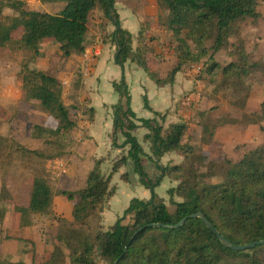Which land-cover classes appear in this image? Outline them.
<instances>
[{
  "label": "trees",
  "instance_id": "16d2710c",
  "mask_svg": "<svg viewBox=\"0 0 264 264\" xmlns=\"http://www.w3.org/2000/svg\"><path fill=\"white\" fill-rule=\"evenodd\" d=\"M116 1L39 0L42 4H63L59 12L49 14L25 10L20 1L0 0V49L28 50L40 57L41 43L49 40L59 45L63 58L80 56L88 39L90 15L99 11L102 24L114 26L111 36L116 46V64L123 68L128 61L135 63L156 82L169 84L182 69L183 61H199L207 57L205 42L210 39L213 41L211 60L213 54L226 43L235 23L258 18L256 8L264 0H156L158 10L162 7L167 12L165 24H162L169 32L171 44L176 39L182 47L176 49L174 46L175 55L180 49L181 56L164 80H159L148 70V51L144 45L148 22L141 24L138 46L133 49L130 33L120 28L114 9ZM5 9L11 10L13 16L3 17ZM117 26L119 28L116 29ZM18 29L22 30V35L19 40H14L12 35ZM187 39L195 46V53L188 47ZM214 66L211 65L207 72ZM233 67L234 64H231L222 71L225 74L237 69V66L236 69ZM242 73L247 74V71ZM19 74L24 101L37 106L43 114L58 122L56 128L34 125L32 137L50 136L56 140L54 144L61 141L70 145L67 137L70 138L76 127L71 120V111L75 108L63 102L60 80L47 72L28 67H24ZM113 88L120 100L114 106L112 143L117 147L115 139L120 136L123 139L120 147H127L128 151L113 165L112 173L129 160L140 185L150 191V198L132 199L122 216L109 228L99 225L100 228L91 235L83 227L106 197L114 192L109 186L110 176L105 178L100 172V162H95L81 189L58 193L73 203L72 221H62L51 249L44 253L43 264H264V243L248 250H231L223 246L200 219L190 218L198 212L202 213L233 245L264 242V145L244 153L238 161L224 160L222 182L209 184L205 179L216 177L219 165L208 161L201 150L183 143L187 124H170L164 128L155 119H137L130 107V93L124 79L113 82ZM143 101L145 108L149 109L145 97ZM260 107L264 113V101ZM86 113L91 119L93 110L89 108ZM154 116L159 115L154 113ZM138 128L149 131L145 138L149 141L151 160L160 161L168 153H178L183 163L160 166V177L152 181L142 165L146 154L134 136ZM211 134L204 125L201 139L205 136L210 139ZM26 150L37 155L36 151ZM203 161H208L206 172L196 167ZM165 177L177 182L175 187L167 190L168 202L174 206L172 212L154 192ZM27 185L25 204H16L10 195L0 197V202L10 206V209L0 208V224L9 217L10 223L15 222L18 232L27 230L34 216L47 214L53 206L54 193L44 178L32 176ZM176 197L181 201H176ZM126 219H130L129 223L124 222ZM5 237L20 242L28 240L10 233ZM29 253L32 255L30 263L18 260L4 264H36L33 241L29 242L24 252Z\"/></svg>",
  "mask_w": 264,
  "mask_h": 264
},
{
  "label": "rangeland",
  "instance_id": "374dc122",
  "mask_svg": "<svg viewBox=\"0 0 264 264\" xmlns=\"http://www.w3.org/2000/svg\"><path fill=\"white\" fill-rule=\"evenodd\" d=\"M15 1L22 2L25 5V10L28 11L54 14L58 9L53 5L42 4L39 0ZM256 10L259 14L256 20L240 21L233 25L226 43L213 54L211 60L209 56L213 53V41L210 39L205 42L207 57H203L199 61L187 59L182 62L187 80L193 78L190 75L191 66L200 67L198 74L200 77H197L200 85L198 87L194 85L191 93L196 98L191 103L192 105L190 104L189 108L184 111L187 117H181V120H185L187 124L183 143L196 150H201L208 161L219 165L216 168L217 176L205 179V182L212 185L219 184L223 180L224 160L238 161L244 153L264 145V113L260 107L264 101V1L258 3ZM159 13L161 23L165 24L166 10L161 7ZM12 16L11 10H4L3 17ZM21 35L22 30L18 29L12 37L14 40H19ZM186 41L190 50L195 53V46L188 39ZM169 44L176 63L172 66H166V64L164 67L162 66L163 77H166L167 73L176 66L177 58L181 56L180 49L177 50L176 55L174 51V46L177 49V47H181V44L176 39L172 44L169 40ZM43 49H46V54ZM40 50L41 56L36 57L33 52L28 50L0 49V197L10 195V197H14L13 200L16 204H25L28 198V179L34 176L44 178L48 182L54 193V204L47 214L34 216L31 225L25 231L18 232L15 222L10 223L9 217L4 218L5 220L0 224V264L18 260L30 263L32 255L24 254V252L28 249V244L31 241L35 245L34 261L36 264H43L44 253L51 249V243L61 229L62 221H72L71 207L73 203L68 202L64 196L58 193L62 190L75 191L80 187V185L71 183L67 173L60 177L52 174V167L57 160H62L68 168L70 162L65 156L68 155L69 144L61 141L54 144L56 140L50 136L35 139L31 134L34 125L55 128L58 122L43 114L37 106L24 101L20 71L24 67H28L57 77L62 81L64 97L67 99L71 98L70 91L67 90L68 86L74 87V84L77 86L78 78H80V74L77 73L79 69L76 67V61L72 60L68 63V60L62 57L58 44L44 40L40 45ZM242 55L246 58H241ZM155 57L165 59L163 63H166L168 56L156 54ZM231 64H234L233 68L237 66V69L224 74L222 69ZM253 64L255 65L253 66ZM211 65L215 66L210 72H207ZM243 70L247 71V74L242 73ZM72 73L73 78L69 82L66 78L68 74ZM156 77L159 78L160 73H156ZM66 81L69 83H63ZM184 95L186 94L184 93ZM69 106L75 108L71 111V119L77 122L80 119V114L82 115L83 106L76 101ZM99 117L98 110L97 121ZM204 125L212 132L210 139H206V136L201 139ZM67 139L70 138L67 137ZM26 149L36 151L37 155L30 154ZM95 151L96 149L93 148V152ZM59 155L61 156L59 157ZM168 155L172 158L171 163H183L180 154L171 153ZM208 161L199 162L196 167L201 172H206ZM100 170L105 175L101 167ZM123 170L129 177L135 175L129 165H125ZM108 174L105 176L107 177ZM115 177L114 172L112 183L121 186ZM110 187L112 186L110 185ZM127 187L128 195L132 198H144L143 191L147 194V190L140 185L133 186V182L129 183ZM156 194L164 195L165 199H168L166 192L161 187H157ZM110 197V195L106 197L83 227L91 235L100 228L99 225H102V209ZM175 199L181 201L178 197ZM6 201L10 202V199ZM8 205L4 201L0 202L1 209H10ZM166 205L170 212L174 210V206L168 200ZM129 221L130 219H126L124 222L129 223ZM8 233L13 236L25 237L28 240L20 242L15 238L8 239L5 237Z\"/></svg>",
  "mask_w": 264,
  "mask_h": 264
},
{
  "label": "crops",
  "instance_id": "0c3cea01",
  "mask_svg": "<svg viewBox=\"0 0 264 264\" xmlns=\"http://www.w3.org/2000/svg\"><path fill=\"white\" fill-rule=\"evenodd\" d=\"M48 4L58 8L55 13L63 8L62 3ZM114 9L119 17L120 28L129 32L132 37L133 49L138 46L137 36L141 24L148 22L144 34V45L148 51L146 56L148 70L155 77L156 73H160L158 79L164 80L171 70L166 77H163L161 73L162 66L164 67L165 64L166 66H172L176 63V59L172 57L173 52L170 50L169 32L158 17L159 10L156 0H117ZM113 31L114 26L102 24V16L99 11L92 12L88 22V39L83 54L67 59L68 63L72 60L76 61V67L79 69L77 73L80 74V78H78V87L74 84V87L68 86L67 88L70 91L71 98H68L69 100L67 97L65 98L64 91H62V99L66 106L73 104L74 101L80 103L83 106V111L77 122L71 119L75 122L76 127L70 134L71 142L68 155L65 156V158L68 157L67 159L70 162L68 168L62 160H57L52 167L54 176L60 177L62 174L67 173L71 183L80 185L78 189H81L85 185L88 174L94 168L95 162H100V167L105 175L109 173L107 177L110 176L109 186H112L110 188L114 189L110 199L104 204L101 213L103 218L101 226L105 229L109 228L122 215L129 202L134 199L128 195L127 185L131 182L135 187L140 185L137 174L134 173L135 175L129 177L123 170L125 165H129L133 169L129 160L115 172V179L121 183V186L112 183L113 165L121 157L126 156L128 151L127 147H120L123 142L122 137H116L117 147L112 143L114 106L120 100L118 94L114 91L113 82L124 79L130 93V107L137 119H155L164 128L170 124L186 123L185 120H181V117H187L184 111L189 108L196 98L191 94L193 86L198 87L193 78L187 80L183 68L175 74L173 81L169 84L156 82L135 63L128 61L121 68L115 62L116 46L111 36ZM43 50L45 53L46 49ZM156 54L168 56L166 59L168 63H163L165 59L161 57L156 58ZM72 78L73 73L68 74L66 79L70 82ZM60 82L62 81L60 80ZM144 97L147 100L149 109L144 106ZM186 98L188 103L187 106L183 107L182 102ZM89 108L93 110L91 119L89 114L86 113ZM98 110L100 117L97 121ZM154 113H158L159 116H154ZM147 134H149V131L146 128H138L134 131V136L146 154L142 159L144 171L152 181H155L160 177L159 167L171 163L172 158L168 155L171 153H168L160 161L151 160L149 158V141L145 138ZM93 148L96 149L95 152H93ZM178 163L172 162L171 164ZM59 165L62 167L58 168ZM124 175H126V178H124ZM107 177L105 176V178ZM176 185L177 182L165 177L157 187H161L167 196V190ZM157 187L154 190L155 194ZM142 195L144 196L142 199L147 200L150 198V191L147 190V194L143 191ZM158 197L165 203L168 200L165 199L164 195Z\"/></svg>",
  "mask_w": 264,
  "mask_h": 264
},
{
  "label": "water",
  "instance_id": "95a60500",
  "mask_svg": "<svg viewBox=\"0 0 264 264\" xmlns=\"http://www.w3.org/2000/svg\"><path fill=\"white\" fill-rule=\"evenodd\" d=\"M117 28L119 27L117 26L116 29ZM190 218L200 219L203 222V224L206 226V228L218 238V240L222 243V245L231 250H235V251L248 250V249L254 248L264 243V242H257V243L247 244V245H233L218 233V231L213 227V225L208 221V219H206V217L202 213L198 212L194 215H191ZM183 222L184 220L181 221V223ZM181 223H179L178 226Z\"/></svg>",
  "mask_w": 264,
  "mask_h": 264
},
{
  "label": "built area",
  "instance_id": "2783aa9c",
  "mask_svg": "<svg viewBox=\"0 0 264 264\" xmlns=\"http://www.w3.org/2000/svg\"><path fill=\"white\" fill-rule=\"evenodd\" d=\"M190 73L191 75L193 76L194 78V82L196 83V85H200V82L197 81V77H198V74L200 73V67H197V66H191V70H190ZM187 103H188V100L187 98L182 102V106L185 107L187 106ZM62 166L59 165L58 168H61Z\"/></svg>",
  "mask_w": 264,
  "mask_h": 264
}]
</instances>
